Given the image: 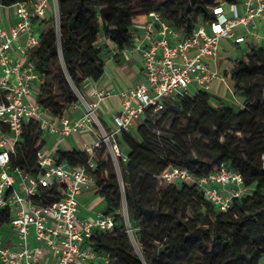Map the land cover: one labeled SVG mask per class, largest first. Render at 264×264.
<instances>
[{
	"label": "trees",
	"instance_id": "trees-1",
	"mask_svg": "<svg viewBox=\"0 0 264 264\" xmlns=\"http://www.w3.org/2000/svg\"><path fill=\"white\" fill-rule=\"evenodd\" d=\"M35 0H0L10 7ZM240 0H57L59 24L41 32L29 62L44 80L38 103L62 117L79 102L87 80L105 75L101 37L120 50L133 46L135 22L160 13L169 25L189 36L200 21L215 20L214 8ZM51 20L41 26H51ZM231 79L244 108L215 107L209 91L167 102L156 119L148 109L135 134L119 142L129 148L120 174L105 146L96 151L93 173L97 196L112 214V232L96 230L90 240L101 259L91 264H262L264 261V47L237 61ZM170 127L167 125L170 123ZM45 147L37 122L19 137L11 164L31 175L40 172L37 153ZM58 164L78 167L89 156L79 150L56 154ZM226 165L242 175L250 194L219 212L196 186L167 185L161 174L170 166L208 176ZM57 188L45 191L42 204L59 201ZM127 206L128 227L120 212ZM0 214V226L8 223ZM133 229V241L130 231ZM137 248L139 252H137ZM108 260V262H107Z\"/></svg>",
	"mask_w": 264,
	"mask_h": 264
},
{
	"label": "built area",
	"instance_id": "built-area-1",
	"mask_svg": "<svg viewBox=\"0 0 264 264\" xmlns=\"http://www.w3.org/2000/svg\"><path fill=\"white\" fill-rule=\"evenodd\" d=\"M17 6V22L8 28L0 27V214L9 215L8 223L0 226V264L96 263L101 258L90 244L94 232L108 233L116 227L112 214L100 212L94 217H83L79 213L80 198L96 187V151L105 146L115 163L125 160L124 144L119 138L124 133L135 134L148 109L158 114L167 102L209 91L217 76L210 70L209 60L219 57L223 39L241 44L247 40L246 35H253L264 40V35L257 34L258 22L264 21V0H240L228 6L229 13L226 6L219 5L213 10L215 20L200 21L189 36L171 27L160 13L147 16L144 23L135 22L133 46L128 49L142 54L143 79L119 93L120 111L109 128L97 114L100 105L113 95L108 89L95 91V98L90 100L79 93L77 104L84 107L85 114L77 121H72L67 112L54 120L47 118L51 114L37 101L44 80L32 63L24 65L23 61L40 45L37 30L43 21L51 19L49 0ZM239 27L244 28L246 35H237ZM33 82H37V97L32 93ZM32 121L39 123L44 133L58 132L60 142L73 133L95 129L98 141L81 150L89 156L87 164H58L59 150H42L37 153V175L13 167L11 155L24 127ZM161 178L167 185L196 186L221 213L250 194L242 175L226 165L204 177L170 166ZM54 188L58 189L60 200L42 204L44 192ZM32 240L36 245H32Z\"/></svg>",
	"mask_w": 264,
	"mask_h": 264
},
{
	"label": "crops",
	"instance_id": "crops-1",
	"mask_svg": "<svg viewBox=\"0 0 264 264\" xmlns=\"http://www.w3.org/2000/svg\"><path fill=\"white\" fill-rule=\"evenodd\" d=\"M57 8L58 7L56 6V10ZM225 9L227 13L230 12L228 6H226ZM17 10V5L10 7L0 5L1 28L11 27L17 22ZM147 19L148 17L140 18L136 21V23H144ZM47 28L48 26L46 25L40 26L38 31L41 32ZM236 33L237 35H246L243 27H239ZM257 34L264 35V21L258 22ZM246 36L247 40L241 44H236L233 40L223 39L219 57L217 59L209 60L210 70L217 75L210 83L209 88V93L212 97H214L213 104L215 107H218L220 104H224L236 110L244 108V98L235 92L234 82L231 79V73L233 72L237 61L243 58L246 54L250 53L253 48L264 47L263 39H259L253 35ZM21 41L24 43L26 41V37H23ZM99 45L103 49L105 75L98 82L87 80L81 90V94L86 99L90 100L95 98L94 93L97 90L108 89L112 91V97L102 103L97 110L98 116L107 128H109L120 111L121 101L119 93L123 90L135 87L143 79L141 70L142 54L129 49L120 50L115 44L105 37L100 38ZM23 63L24 65H28L30 63L29 58L24 59ZM32 85L33 96L37 97V82H33ZM67 113L72 121H77L84 116L85 109L83 106L77 104L74 105ZM47 118L49 120H54L55 117L49 115ZM44 137L45 147L43 150L48 152H57L58 150L81 151L84 145L92 147L99 139L95 129L84 131L79 134L73 133L61 142L58 132L52 134L49 131H45ZM96 192V187H92L80 198L79 213L81 216L94 217L96 214L105 211L106 203L103 198L97 196ZM102 204H105L104 209H101ZM32 245H36L34 240H32Z\"/></svg>",
	"mask_w": 264,
	"mask_h": 264
},
{
	"label": "rangeland",
	"instance_id": "rangeland-1",
	"mask_svg": "<svg viewBox=\"0 0 264 264\" xmlns=\"http://www.w3.org/2000/svg\"><path fill=\"white\" fill-rule=\"evenodd\" d=\"M56 6H57V0H49V10H50V14H51V19L52 20H51V26H48V28L53 27V28L56 29L58 27V24H59V13H58V9L56 10ZM79 93L80 92H77L78 97H79ZM213 98L214 97H212V104H213V101H214ZM159 118H160V114H157L156 115V119H159ZM171 123H172V121L167 125V128L170 127ZM123 149L125 151V155H127L129 153V148L126 145H124ZM121 161L126 163L127 160L125 159V160H121ZM113 162H114V165H115L116 169L118 170V173L120 174L119 161L116 162V163H115V161H113ZM104 208H105V204H102L101 209H104ZM122 214L125 216V218L127 220L128 227L131 228V223L128 220L126 203L124 204L123 210L120 212V215H122ZM130 234H131V237H132L133 241L135 242L133 229H131ZM262 264H264V261L262 262Z\"/></svg>",
	"mask_w": 264,
	"mask_h": 264
},
{
	"label": "water",
	"instance_id": "water-1",
	"mask_svg": "<svg viewBox=\"0 0 264 264\" xmlns=\"http://www.w3.org/2000/svg\"><path fill=\"white\" fill-rule=\"evenodd\" d=\"M58 9V8H57ZM137 252H139L138 248H137Z\"/></svg>",
	"mask_w": 264,
	"mask_h": 264
}]
</instances>
